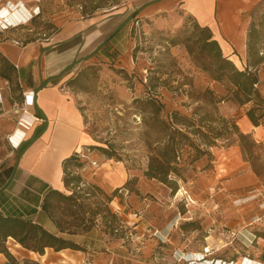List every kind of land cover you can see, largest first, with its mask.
Listing matches in <instances>:
<instances>
[{
  "label": "rangeland",
  "instance_id": "1",
  "mask_svg": "<svg viewBox=\"0 0 264 264\" xmlns=\"http://www.w3.org/2000/svg\"><path fill=\"white\" fill-rule=\"evenodd\" d=\"M133 2L0 0V19L7 26L0 22V50L12 58L16 71L20 67L15 59L26 55L24 79L12 74L1 92L0 184L16 161L8 137L23 135L16 129L18 119L27 114L23 88L30 84L29 71L38 72L52 34L67 21L124 12ZM21 10L24 17L3 18ZM161 15V24L132 19L94 58L76 64L61 84L82 112L93 139L86 146L92 156L78 154L68 164L70 175L81 179L83 207L76 211V205L53 199L51 211L71 230L73 211L91 225L88 232L69 236L85 251L46 248L39 254L8 239L5 246L13 259L5 256L6 264H239L244 257L264 258V116L258 130L244 132L242 118H248L252 101L239 103L229 81L213 79L187 50L195 39L196 21L181 9ZM246 16L264 43V3ZM257 77L264 97V69ZM207 88L214 93V103L203 94ZM147 98L155 102L146 104ZM196 107L198 114L212 115L202 127L204 136L174 123L175 113L198 118ZM173 127H182L187 137ZM167 139L175 142L178 163L168 182H162L146 173L151 165L159 166L158 153ZM103 163L121 166L126 179L109 188L88 181L86 176ZM98 172L106 177L108 171ZM111 213L119 220L111 221Z\"/></svg>",
  "mask_w": 264,
  "mask_h": 264
},
{
  "label": "crops",
  "instance_id": "2",
  "mask_svg": "<svg viewBox=\"0 0 264 264\" xmlns=\"http://www.w3.org/2000/svg\"><path fill=\"white\" fill-rule=\"evenodd\" d=\"M146 1L149 0H134L129 8L134 9ZM262 1L264 0H153L140 9L138 16L161 24L159 22L162 20V13L181 9L199 25L207 26L213 38L218 41L223 55L242 69L248 64L247 32L250 23L246 15ZM129 8L126 7L125 10ZM125 16L126 13L123 11H116L101 18L75 19L65 22L52 34L50 43L48 42V46L42 52L38 72L29 71L31 81L30 84H26L22 92L27 106L26 117L30 115L37 117L26 133V139L41 124L44 123L45 128L16 159L11 177L3 189L7 194L12 197L18 196L31 179L46 182L58 190H66L63 182V160L77 151L87 153V158L92 156V152L86 146L90 145L93 139L85 130L82 112L74 98L61 84L76 64L85 59L94 58L101 52L103 46L100 44L124 21ZM129 22L130 20L119 29L116 35L125 30ZM262 51L264 54V44ZM0 52L11 63L14 62L6 51L0 50ZM25 58L26 55H21L15 59L20 67L17 73L21 74L22 79L26 72ZM260 64L256 67L258 75L262 74L264 69V63ZM15 67L18 68L17 65ZM6 85L5 79L0 77V98L1 92H5L7 88ZM28 91H33L32 97H24V93ZM36 107L40 109L42 117L36 114ZM242 120L244 132L260 128L259 125H253L248 118H242ZM83 147L89 152L83 150ZM98 170H107L106 177ZM92 174L94 176H86L87 180L98 182L106 188L110 185L115 187L126 179L125 171L121 166L109 163H103L101 166L97 164ZM33 219L48 230L58 233L52 219L39 208L33 214ZM64 235L69 237L73 234ZM256 260L264 263V258L260 257ZM0 264H6V257L1 252Z\"/></svg>",
  "mask_w": 264,
  "mask_h": 264
},
{
  "label": "trees",
  "instance_id": "3",
  "mask_svg": "<svg viewBox=\"0 0 264 264\" xmlns=\"http://www.w3.org/2000/svg\"><path fill=\"white\" fill-rule=\"evenodd\" d=\"M152 1L153 0L146 1L134 9L129 8L124 11L123 13H126L124 21L104 39L100 46L104 47L108 44L109 40H111L119 29L129 20H140L141 18L138 17L140 9ZM261 3H264V1L260 2L255 7ZM193 25L197 32L194 34L195 39L192 41V45L187 46L188 52L196 60H201V67L207 71L213 79H227L231 85L229 91L239 103L243 104L252 101V105L246 111V114L253 125H259L260 118L264 116V97L257 88L258 77L256 73V67L262 62L264 63V54L262 51L264 43L259 42V38L261 37L260 32L253 30L251 28L252 24H249L247 32L248 64L240 69L232 60L223 55L218 41L213 38L211 30L207 26H201L197 22H194ZM95 52L96 51H94V53ZM248 66H251L254 71L249 70ZM16 72L14 65L0 52V77L6 79L9 83V81L12 80V74H16ZM18 75L21 77L19 72ZM203 94L209 95V102L214 103V93L211 89H205ZM145 102L146 104H153L155 101L152 98H147ZM156 107V110L160 111L161 105L158 104ZM197 108L198 107L195 108L194 115H198V118L190 119L187 116L175 113L174 123L183 125L186 131L194 135L204 136L202 127L205 126L206 121L212 118V115L210 116L205 113L198 114ZM36 114L38 117H42V113L38 107H36ZM222 121H224V119H222ZM202 122L203 124H201ZM44 128L45 125L43 123L35 128L29 138L26 139L25 137L16 148V159L28 145L41 134ZM173 132L187 137V135L182 132V127H173ZM239 135L241 138L246 137L243 133ZM217 136L220 135L216 134L215 137ZM211 142L212 141H208L207 143ZM177 152L175 142L167 139L166 144L158 153L160 157L159 166H157V169H153L151 165L150 170H148L146 174L149 177H156L162 182H168V175L177 170ZM80 153L81 151H77L65 158L62 162L64 185L66 189H72L69 194L64 193V190L53 188L46 182L31 179L26 183V186L21 190L20 194L12 198L9 197V199L12 200L9 201V194L3 189L11 177L13 166L8 170L9 175L6 180H2L0 184V252L6 257L13 259V256L5 246V242H7L8 238L14 239L22 247L39 254H43L46 248L53 249L54 251H60L66 248L85 251L84 246L64 235L86 233L91 228V225L83 224V217H79L76 213L77 210L83 207L82 202L79 201V198L82 197V193H80L81 187L79 186L81 179L79 175H70L72 172L68 170L69 162L74 159V156H78ZM32 186H36V188L33 189ZM74 187H77V189L74 190ZM25 193H27V195H25ZM84 193H87V191ZM53 199H56L58 202H66L69 205L77 206L76 211L72 212V215L76 216L74 217L75 229L71 230L64 227L63 223L53 216L51 211ZM108 200H110V197ZM38 208L52 219L58 229V233L48 230L37 220L33 219V214L36 213ZM111 218V221L119 220L115 213H111Z\"/></svg>",
  "mask_w": 264,
  "mask_h": 264
},
{
  "label": "built area",
  "instance_id": "4",
  "mask_svg": "<svg viewBox=\"0 0 264 264\" xmlns=\"http://www.w3.org/2000/svg\"><path fill=\"white\" fill-rule=\"evenodd\" d=\"M30 18H32L31 14H30ZM0 22H1V24L5 25V23L2 19H0ZM5 27H7V26L5 25ZM248 69L254 71V69L251 68V66H248ZM5 82H6V84H8V81L6 79H5ZM32 96H33V91H28L27 93H24V97H32ZM22 104L26 105L25 99L23 100ZM24 114H26L25 111H24ZM36 119H37V117L34 115H30L28 117L25 116L24 119L23 118L18 119V126L16 127V129L21 128L23 130L24 136L22 135L21 139L18 140L16 145H13V143H11V137H10L11 135L8 137V140H9V142L13 148H17L20 145V143L25 139L27 130H29L32 127V125ZM80 154H81V157H85V154L82 151ZM92 163H95V162H92ZM245 258L246 257H244L243 259H245ZM220 261H222V260H220ZM222 264H235V263L233 261H222ZM239 264H243V260Z\"/></svg>",
  "mask_w": 264,
  "mask_h": 264
},
{
  "label": "bare ground",
  "instance_id": "5",
  "mask_svg": "<svg viewBox=\"0 0 264 264\" xmlns=\"http://www.w3.org/2000/svg\"><path fill=\"white\" fill-rule=\"evenodd\" d=\"M15 9V8H14ZM13 9V10H14ZM9 10H11V9H9ZM29 12V11H28ZM31 12H29V14H30ZM19 17H24V11L23 10H21L20 12H17V15H16V13L14 12V13H11L10 11L8 12V15H6V16H3V18H5L6 20H8V21H11V20H13L14 18H19ZM13 140H16L15 142H18V140L19 139H17V136H14V137H12V139H11V141H12V143H14V144H17V143H15ZM243 260V264H264V263H262L261 261H259V260H256V259H252V258H248V257H246L245 259H242ZM241 260V261H242ZM208 262V261H207ZM210 262V261H209ZM214 262V261H213ZM212 262V263H213ZM216 264H222V261H220V260H218V261H216L215 262Z\"/></svg>",
  "mask_w": 264,
  "mask_h": 264
}]
</instances>
